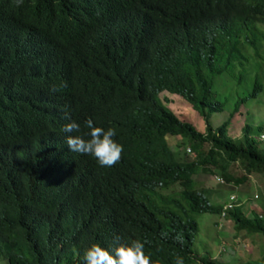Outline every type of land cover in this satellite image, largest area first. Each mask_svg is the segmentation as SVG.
Returning <instances> with one entry per match:
<instances>
[{
  "label": "trees",
  "instance_id": "obj_1",
  "mask_svg": "<svg viewBox=\"0 0 264 264\" xmlns=\"http://www.w3.org/2000/svg\"><path fill=\"white\" fill-rule=\"evenodd\" d=\"M257 23L264 26V0H0V256L7 264H84L92 244L111 253L136 239L153 264L177 257L232 264L193 252L195 214L220 213L222 204L192 175L213 170L230 187L251 173L264 177V144L253 136L264 134V123L228 133L240 104L261 90L258 75L225 118L207 122L227 102L216 79L242 64L248 49L264 61ZM162 92L183 97L204 129L180 119ZM65 112L79 132H63ZM88 119L116 130L123 152L111 168L66 145L68 135L90 138ZM168 135L180 139L170 144ZM185 144L178 156L173 145ZM229 194L222 216L264 241V215L251 207L248 214L241 196ZM239 264H264V253Z\"/></svg>",
  "mask_w": 264,
  "mask_h": 264
},
{
  "label": "rangeland",
  "instance_id": "obj_2",
  "mask_svg": "<svg viewBox=\"0 0 264 264\" xmlns=\"http://www.w3.org/2000/svg\"><path fill=\"white\" fill-rule=\"evenodd\" d=\"M257 25L263 30L264 26L260 23ZM260 53H264V36L262 38V45ZM247 58L242 64L235 66L233 71L224 72L223 76L218 77L214 84V89L218 92L220 97L227 98L224 108L220 111H211L207 113V122L214 127L223 118L226 117L231 100L236 95H242L247 92L250 87L254 75H258L262 81V88L254 97H247L243 103L240 104L237 112L233 114L228 126V133L231 136L240 134L243 122H248L251 125L264 123V61L260 57L254 56L251 49L246 51ZM239 74V75H238ZM238 78V79H237ZM161 96H166L169 101L167 105L174 111V113L184 120L191 121L198 130L204 129V119L195 109L180 95L175 93H160ZM253 135L259 144H264V139L258 140L257 133ZM168 143L173 144L180 138L177 136L166 137ZM183 143H187L184 141ZM188 144V143H187ZM188 145H173L177 155L183 156ZM187 157L191 158L194 153H188ZM236 167V166H235ZM212 171H199L192 175L194 181H197V186L205 193L208 199L213 203H221L227 200L230 192L241 196L242 209L249 212V208L256 209L258 213L264 215V177L251 173L248 182H241L234 187L225 186L221 182L214 179ZM218 175V174H217ZM254 181L260 184L256 187ZM196 184V183H195ZM256 193V196L254 194ZM244 199V200H243ZM249 214V213H248ZM197 220V230L193 237L192 249L196 255H208L219 259L220 261H227L232 264H239L241 261L247 259H256L260 257V253H264V241L260 234H246L244 231L236 232L231 226V221L221 216L215 211H203L195 214ZM0 264H7L6 260L0 256Z\"/></svg>",
  "mask_w": 264,
  "mask_h": 264
},
{
  "label": "clouds",
  "instance_id": "obj_3",
  "mask_svg": "<svg viewBox=\"0 0 264 264\" xmlns=\"http://www.w3.org/2000/svg\"><path fill=\"white\" fill-rule=\"evenodd\" d=\"M17 6L24 3V0H14ZM63 86H66L63 85ZM51 91H58L53 87ZM65 119L70 122L63 126L64 133L79 132L80 126L71 120L68 112L64 113ZM86 127L90 130L87 134L90 138L84 139L79 135H68L66 145L73 153L89 155L96 159L97 164L102 168H111L116 165L123 152V146L114 137L116 130L109 127L105 130L102 127L94 126L92 119L86 121ZM84 264H153L151 258L144 252V244L140 240H131L129 243H119L109 250L97 244H92L83 253ZM175 264H184L183 258L177 257Z\"/></svg>",
  "mask_w": 264,
  "mask_h": 264
},
{
  "label": "built area",
  "instance_id": "obj_4",
  "mask_svg": "<svg viewBox=\"0 0 264 264\" xmlns=\"http://www.w3.org/2000/svg\"><path fill=\"white\" fill-rule=\"evenodd\" d=\"M258 137L259 138H263L264 134L260 133V134H258ZM186 150H188V149L186 148ZM212 176H214V179L216 181L222 182V178L219 177L217 174H212ZM229 195H230V197L224 203H222V205H221V210H220V213H219L221 216L225 214L227 207H229L231 205L232 194H229Z\"/></svg>",
  "mask_w": 264,
  "mask_h": 264
},
{
  "label": "crops",
  "instance_id": "obj_5",
  "mask_svg": "<svg viewBox=\"0 0 264 264\" xmlns=\"http://www.w3.org/2000/svg\"><path fill=\"white\" fill-rule=\"evenodd\" d=\"M254 184H255V185L258 184L256 187H260V184H259L257 181H254ZM230 193H231V192H230ZM222 202H223V201H222ZM222 202H221V204H222Z\"/></svg>",
  "mask_w": 264,
  "mask_h": 264
}]
</instances>
